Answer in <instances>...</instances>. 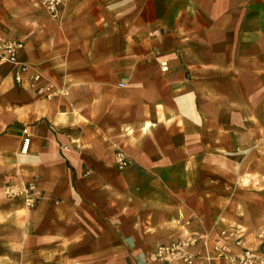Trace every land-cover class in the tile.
<instances>
[{
	"label": "crops",
	"instance_id": "obj_1",
	"mask_svg": "<svg viewBox=\"0 0 264 264\" xmlns=\"http://www.w3.org/2000/svg\"><path fill=\"white\" fill-rule=\"evenodd\" d=\"M6 39L43 78L19 84L0 62V264H186L149 255L188 236L203 255L252 226L239 215L264 193V0H64L59 18L0 0ZM34 178V208L7 196Z\"/></svg>",
	"mask_w": 264,
	"mask_h": 264
},
{
	"label": "built area",
	"instance_id": "obj_2",
	"mask_svg": "<svg viewBox=\"0 0 264 264\" xmlns=\"http://www.w3.org/2000/svg\"><path fill=\"white\" fill-rule=\"evenodd\" d=\"M64 0H42V6L54 18L61 16V8ZM24 43L17 39H6L0 42V62H8L15 67V79L19 84L29 83L33 86L40 82L43 75L28 63L21 60V52ZM27 72L29 76H25ZM123 87L124 83H119ZM49 86H40L39 91L50 89ZM24 140L21 152L27 154L31 142L29 130L24 129ZM115 164L119 169L126 168L130 161L129 157L122 150L115 153ZM21 188L10 184L6 188L9 197H16L24 194L25 205L28 209L34 208L42 197V190L38 187V180L32 179ZM224 239L212 243V245L202 253L193 248L198 242V237L188 236L172 244H159L154 252L149 255L150 260H157L165 263L182 261L186 264H214L224 262L225 264H264V231L259 232L256 246L244 244L243 234H236L231 230L222 231ZM201 258V259H200Z\"/></svg>",
	"mask_w": 264,
	"mask_h": 264
},
{
	"label": "rangeland",
	"instance_id": "obj_3",
	"mask_svg": "<svg viewBox=\"0 0 264 264\" xmlns=\"http://www.w3.org/2000/svg\"><path fill=\"white\" fill-rule=\"evenodd\" d=\"M119 150H122V149H119ZM123 152H125L124 150H122ZM227 170H229V167H225V169H223L224 173L223 174H226V175H230L229 174V171L227 173ZM232 175V174H231ZM233 176V175H232ZM246 176L247 178H252L251 175H244L243 176V180H246ZM10 184H13V183H9L8 185ZM7 185V186H8ZM245 186H250V188L253 187V189L255 190H261V187L263 186L261 184V182L259 183H255V184H252L251 182V179L250 181L247 182V184H245ZM24 182H21V185L19 188H21V190L24 191ZM7 188V187H6ZM18 188V186L16 187V189ZM240 190H245V189H240ZM254 195H253V198H245V199H242V201H251L253 202L255 205H257L258 207H256L254 210L256 211L255 214H248V213H244V214H241L239 215L240 217L242 218H248L250 220V224L252 226H244L242 224H238V225H234L232 231L237 235L239 234H243V240H244V244L247 245V246H256V244L258 243V240L256 239L259 232L261 231H264V193H256V191H254ZM7 194V192H6ZM8 196V194H7ZM9 197V196H8ZM11 198H20L22 199L24 205H25V201H24V194L23 195H18L16 197H11ZM25 208L26 205H25ZM28 209V208H27ZM249 238H245V237H248ZM248 239L251 241V245H248Z\"/></svg>",
	"mask_w": 264,
	"mask_h": 264
}]
</instances>
